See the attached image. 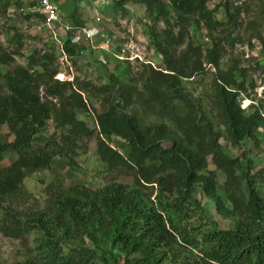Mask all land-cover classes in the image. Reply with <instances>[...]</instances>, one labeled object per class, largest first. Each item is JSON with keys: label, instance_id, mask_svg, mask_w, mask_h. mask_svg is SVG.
I'll return each mask as SVG.
<instances>
[{"label": "trees", "instance_id": "1", "mask_svg": "<svg viewBox=\"0 0 264 264\" xmlns=\"http://www.w3.org/2000/svg\"><path fill=\"white\" fill-rule=\"evenodd\" d=\"M1 1L0 10L4 11L7 5ZM111 1L116 7L125 2L142 5L153 22L158 17L164 20L170 12L174 25L179 26L176 35L171 26L159 33L149 32L161 64L158 68L140 65L135 74L139 90L111 73L108 85L99 88L104 96L99 95L101 107L96 111L89 101L93 96L86 92L91 85L75 79L58 81L52 54L36 50L25 57L23 66L0 72V126H5L6 137H11L0 142V161L8 151L15 155L0 169V234L22 242L26 235L35 234L32 256L13 264H87V248L64 253L60 243L80 235L95 243L96 229L108 231L107 238L126 255L140 254L134 264H147L146 253L164 252L176 243L196 252V261L187 264H264V195L258 189L264 178L254 171L246 151L235 158L225 153L201 104L186 92L181 80L203 73V60L214 70L209 112L232 149L239 150L246 140L258 144L255 131L261 125L259 111L263 107L240 109L239 97H249L243 81H238L243 71L234 66L218 69L219 42V46L206 49L189 43L176 51L188 26L201 22L214 30L224 22L236 28L239 10H231L225 2L220 6L223 19L217 21L213 17L216 10L206 8L209 0ZM255 7L257 14L264 16V2L257 0ZM33 16L42 21L41 16ZM62 48L68 58L83 50L71 45L66 36ZM14 54L0 44V67L10 65ZM263 65L264 61L256 63L257 67ZM136 110L156 122L144 124ZM75 111L91 114L95 128L77 120ZM50 119L58 135H50L43 146L33 148V137ZM111 135L124 142V152L108 145ZM91 141L106 170L131 178L129 187L112 182L93 191L82 186L62 189L58 181V189L48 187L42 211L25 214L13 208L23 202L22 184L27 174L49 170L54 158L72 169L74 154L85 151ZM208 163L223 176L220 187L213 170L206 169ZM147 188H155L152 200V193L142 192ZM195 191L213 203L218 215L233 220L230 230H219L212 222L192 234L180 227L192 210L201 213Z\"/></svg>", "mask_w": 264, "mask_h": 264}, {"label": "rangeland", "instance_id": "2", "mask_svg": "<svg viewBox=\"0 0 264 264\" xmlns=\"http://www.w3.org/2000/svg\"><path fill=\"white\" fill-rule=\"evenodd\" d=\"M263 1V0H262ZM82 3V6L78 4ZM92 2V1H91ZM87 0H77V2L69 1L64 7L61 6L60 11L64 16L63 21L66 23L72 22L65 15L68 13L69 6H76V10L82 11L84 16L81 21H91V16L98 13V29L103 31L109 38V47L112 52L120 49L124 50V55L129 52L135 53L140 60L119 61L115 58L102 56L98 50L85 48L81 53L76 52V55L68 58L66 54L63 61L56 43L48 35L47 31L41 26L40 20L28 13L29 0H2L1 5L6 3V9L0 10V44L8 51H15L12 56V63L8 66L0 67V72H5L13 66H23L24 59L30 55L32 51L51 53L54 57L53 67L57 69L58 81L76 80L78 83L88 82L91 86L87 88L90 94L89 101L96 111L99 110L101 104L98 98H102L103 93L99 88L103 85H108V75L114 74L124 83L133 84L139 90L140 85L135 82V74L140 70L141 64H149L153 68L160 67L161 59L154 52L150 42L151 36L149 32L154 30L159 33L161 30L171 26L172 33H178L179 26L174 25V18L169 12L164 16V20L158 17L154 22L152 16L144 10L142 5L125 2L116 7L111 0H107L106 6L103 8L98 5H104V0L93 6ZM227 2L231 10L236 8L239 10L237 18V27L230 28L227 23H222L214 30H208L199 22L198 26H188L182 33L184 34L181 44L176 46V51H180L186 44H193L201 49L210 48L213 44H220L221 57L218 61V69L225 71L228 67H236L243 71V78L238 81H243L246 88L248 98L240 96L239 104L245 105L246 99H252L256 102L258 95H264V65L257 67L256 63L264 61V16H260L256 12L255 4L257 0H209L206 3L207 9H215L213 14L217 21L223 19L221 13L222 4ZM78 6V8H77ZM164 21L168 22L166 26ZM84 23V22H83ZM62 38L60 37L59 41ZM232 44L230 45V43ZM218 44V46H219ZM99 49V48H97ZM63 50V48H62ZM97 51V53H93ZM175 51V52H176ZM104 58L107 62L105 65L99 62V58ZM204 72L195 75L188 80H181V84L191 97L201 104L204 116L212 123L213 131L219 135V143L223 147L225 153L230 158L237 157L241 151H246V157L252 163L254 171H260L264 178V131L261 128L255 131V136L258 144L255 146L253 142L246 140L239 150L232 149L223 138V129L216 123L215 119L209 112L211 80L214 70L203 60ZM98 89V91H97ZM85 92V93H86ZM100 95V96H99ZM54 102V101H52ZM257 106H261L259 103ZM247 109V108H246ZM137 115L144 124L156 122L152 117H142L141 112L136 110ZM77 120L82 121L89 129L95 128L93 117L91 114L75 111ZM58 131L54 129V125L50 120L46 121L43 131L34 136L32 139V147L39 148L46 142L50 135H58ZM7 130L5 126H0V142L9 141L11 137H6ZM107 143L113 149L124 152L125 144L117 136L111 135ZM15 159V155L8 151L3 154L0 161V169L9 165ZM74 167L68 168L63 160L54 158L51 161L50 169L38 171L32 174H27L23 180V195L22 201L13 208L20 213H32L42 211L45 202L47 201L48 187L52 186L58 189V181L61 182V188L65 189L68 186H82L89 190H98L109 183H117L125 186L131 185V178L125 175H119L115 171L106 170L105 166L99 162L96 157L94 142H88L85 151H77L74 154ZM207 170H213L216 176L218 186L223 182L221 173L214 170L208 163ZM122 173V172H120ZM58 179H56V177ZM264 181V179H263ZM260 182L258 189L264 195V184ZM146 195L150 193V200L155 197V188L142 189ZM218 194L222 195L218 189ZM194 197L199 201L201 213L198 210H192L180 222V227L189 233L204 230L208 227V223L216 224L219 230H230L233 225L231 218H226L218 215L213 203L207 199L200 197L195 191ZM228 207V204L225 203ZM200 214L202 216H200ZM88 228L87 231H90ZM94 235L96 242H92L86 235L75 236L69 242H62L61 248L65 253L70 249L78 250V247L83 246L88 249L87 264H134L135 260L140 257L138 253H129L120 249L114 243L112 238H107L108 231L103 232L101 229H96ZM35 234L26 235L24 242L21 239H11L0 234V264H13L15 262H23L32 256L33 252L30 249L33 246L32 240ZM153 253H146L144 256L147 264H187L196 261V252L185 249L178 243L169 245L164 252L161 250ZM78 253V252H77ZM164 259L159 260L161 256Z\"/></svg>", "mask_w": 264, "mask_h": 264}, {"label": "built area", "instance_id": "3", "mask_svg": "<svg viewBox=\"0 0 264 264\" xmlns=\"http://www.w3.org/2000/svg\"><path fill=\"white\" fill-rule=\"evenodd\" d=\"M32 1L33 5L30 9H28V12L30 14L42 17L41 26L47 31L48 35L56 43V47H58L63 61H65V56L62 47L65 36L68 37L69 43L71 45H75L77 47H86L90 48L91 50H105L112 58H115L119 61H132L135 59L140 60L139 56L135 55V53L131 51L127 56L124 55L125 53L123 49H120L116 52L111 51L109 47V38L103 31L98 29V16L95 13L91 17V21L85 22L81 25H72L63 21L58 4L55 0ZM104 2L106 3L107 0ZM60 37L62 38L61 41H59ZM82 51L83 50H79V53ZM98 60L101 64L105 65V61L103 59L99 58ZM54 78H57V76ZM245 101V105L239 104V107L242 110H245L249 105H253L255 107H257V103L262 105L263 109L259 111V116L261 119V125L259 128L264 131V95H258L256 102H254L252 99H246Z\"/></svg>", "mask_w": 264, "mask_h": 264}, {"label": "crops", "instance_id": "4", "mask_svg": "<svg viewBox=\"0 0 264 264\" xmlns=\"http://www.w3.org/2000/svg\"><path fill=\"white\" fill-rule=\"evenodd\" d=\"M55 1L58 4L59 11H60L61 6L64 7L65 5H67V3L69 1H72V2H75L76 1L77 2V0H55ZM89 1L91 2V0H87V2H89ZM104 1H106V0H104ZM100 2H102V0H93L91 4L92 5L94 4L93 6H95V5L97 6V4H99ZM32 5H33V1L32 0H29V6L27 8L30 9L32 7ZM79 5L81 7L82 6V3L80 2V4H78V6ZM75 6H76V4H74V6H69L68 8H66V9H68V13L65 16L72 20V22H68V24L76 25V24H74V21H75V23H79L77 25L83 24V22L85 23V21H81L82 20V17L84 16V13L82 11L76 10V8L74 9ZM78 6H77V8H78ZM105 6H106V3L105 2H104V5L103 6L102 5H100V6L98 5V7H101V8L102 7L104 8ZM60 14H61V11H60ZM31 15H33V14H31ZM96 15L99 16L98 13H96ZM61 16H62V14H61ZM62 18H64V16H62ZM83 49H84V47H83ZM98 52L101 53V57L102 56H105L107 58L110 57V55L108 54V52L105 51V50H98ZM93 53H97V51H93ZM104 58H101V59H103L105 61V64H106L107 61Z\"/></svg>", "mask_w": 264, "mask_h": 264}, {"label": "clouds", "instance_id": "5", "mask_svg": "<svg viewBox=\"0 0 264 264\" xmlns=\"http://www.w3.org/2000/svg\"><path fill=\"white\" fill-rule=\"evenodd\" d=\"M263 2H264V0H263ZM41 23V22H40ZM259 129V127L256 129V130H258Z\"/></svg>", "mask_w": 264, "mask_h": 264}]
</instances>
